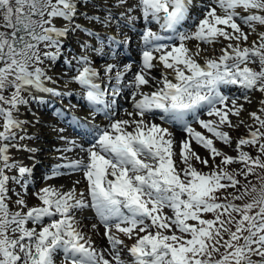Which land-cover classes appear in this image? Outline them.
I'll use <instances>...</instances> for the list:
<instances>
[{
	"label": "snow or ice",
	"instance_id": "obj_1",
	"mask_svg": "<svg viewBox=\"0 0 264 264\" xmlns=\"http://www.w3.org/2000/svg\"><path fill=\"white\" fill-rule=\"evenodd\" d=\"M192 3L193 0H136L135 7L145 25L141 33L143 50L139 70L128 80L126 75L131 65L120 70L115 64L106 63L101 77V70L93 66L89 52L106 56L104 41L84 29L86 35L100 42V46L93 49L85 42L80 46L81 55L66 59L70 69L73 68L72 60L75 61L71 82L80 86L83 99L94 111H104L109 119L115 115L114 110L110 111L116 104L115 97L124 87L131 89L132 111L125 110V113L139 119H110L108 127L99 130L88 149L75 141H67L71 147L61 151L80 147L87 152V161L80 159L58 164L45 179L65 174L58 171L60 168L83 171L87 190L80 193L79 199L74 188L63 192L49 186L35 194L40 202L38 206L28 207L24 199H17L15 203L20 210L10 211L6 203L10 199L9 182L22 183L27 191L28 181L23 178L32 173L29 167L12 160L10 149L35 151L17 141L18 135L20 140L30 137L20 135L27 122L20 120L16 113L30 100L43 102L42 97L33 92L71 95L45 86L52 77L42 65L46 61L55 62L62 54L64 38L69 31L74 32L81 26L73 24L76 0H0V264H54L57 252L63 253L64 264H111L97 254L91 239H86L78 229L81 222L76 220V212L86 208H90L104 226L115 264H124L118 249L123 242L111 234L113 227L129 239L137 235L128 249L132 264H264V176H258L259 191L255 185L251 189L245 185L240 195L232 196V200H243L258 192L248 203L216 202V193L221 189L237 187L239 181L235 175L247 179L256 174V168L264 169L259 155L253 158L242 150L244 146H253L264 155V142H261L264 139V131H261L264 129V99L260 100L258 112L249 113L252 124L242 119L238 121L249 132L247 138L237 141L236 157L216 148L213 140L196 132L187 119L189 116L195 118L216 140L231 146V138L221 130L222 126H237L230 116L240 117L244 110L239 100L250 103L253 92L264 94V32L257 33L259 40L254 41L251 48H241L239 42L247 41L249 33L242 31L237 19L251 32H256V24L264 25V15L259 14L264 12V0H212L195 31H182ZM217 9L222 14H218ZM238 9L247 15H241ZM132 10L127 8L128 13ZM120 16L125 27L138 19L125 12ZM57 19L65 22L63 27H57ZM104 19L107 22L114 17L109 15ZM153 23L159 25L161 32L170 35L165 37L152 31L150 25ZM220 37L230 41L220 50L222 55L206 59L203 65L198 63L197 57L202 51L200 43L214 44ZM165 39L173 43H159ZM190 40L199 42L195 50L187 46ZM107 42L109 50L116 55V49L129 41L126 36L123 40L109 36ZM257 60L258 72L248 67ZM154 61L172 70L173 78L169 79L166 72L161 74L160 80L151 76V69L157 66ZM104 79L109 84L115 80V86L110 89L111 101L105 98L109 89L101 87ZM150 80L155 81V90L145 92L144 86H153ZM230 85L242 89V95H224L222 86ZM9 89L10 95L6 97L4 93ZM25 92L30 99L24 98L22 93ZM100 105L102 109L97 107ZM200 110L216 119H199ZM156 118L180 125L187 133L188 139L180 145L183 165L180 170L174 161L173 133L151 122ZM191 140L207 149L213 161L221 157L220 164H209L207 159H202L193 151ZM193 160L211 171L197 170ZM233 163L244 167L235 174L229 173L226 166ZM14 169L18 175L7 174ZM165 209H170L171 215H165ZM202 213H213L215 219H202ZM45 218L49 220L46 224ZM29 224L33 227H28ZM172 226L181 235L165 234V230L172 231ZM137 228L139 233L145 234L139 235ZM151 228H156V232H151ZM225 233L227 240L223 238ZM185 234L190 238L185 239ZM220 248L224 252L217 260L214 253H219ZM252 257L259 259L254 261Z\"/></svg>",
	"mask_w": 264,
	"mask_h": 264
},
{
	"label": "rangeland",
	"instance_id": "obj_2",
	"mask_svg": "<svg viewBox=\"0 0 264 264\" xmlns=\"http://www.w3.org/2000/svg\"><path fill=\"white\" fill-rule=\"evenodd\" d=\"M115 1L116 0H86V2H85V0L84 1L82 0V3H84V4H81L82 7L80 6V8L82 9V12H81V10L77 9L75 19L73 20V24H78V25L81 26V28L76 30V31H74V32L73 31H69V33H68V35L65 38L64 43H63L62 54L60 56H58V58L56 59L55 62L46 61L45 64L42 65V67H44L46 69L47 74L52 77V81H58V82H60V81H63V82L68 81L69 82L70 81L71 82V77L73 75H75V71H74L75 61L72 60L73 68L70 69L68 63H66V59L71 60L73 57L81 55L80 46L76 48L72 43H76V44L79 45V43L83 44V43L87 42L91 46V48H93V49H94V47L96 48V45L93 46V44L90 43L91 41H93V38H90V40L87 39L88 35H86L84 29H88V30H90L93 33L97 32L99 34L98 36L102 40L105 36L104 35H100V34H102L100 32L101 31L104 32V29H103L104 25L97 26L100 23L97 21L98 18L96 16V13L99 14L98 12L107 11V8H109L110 10H115V8L117 7ZM199 1H201V2L196 5V8H194L195 11L193 13L191 12V17L188 19L189 22L186 21V24L183 25L182 31L194 32L195 29H196V25H198L199 21L204 18V12L209 8V5H211V2H212L211 0H199ZM253 11H255V10H253ZM109 12H111V11H109ZM113 12H115V11H113ZM217 13L218 14H222V13H220L219 9H217ZM129 14H130V16L134 15L131 12ZM240 14L241 15H247V13H244L243 11H240ZM259 14L264 15V12L259 13ZM138 15L140 16V12L139 11H138ZM91 16H96V18L90 19ZM138 19L135 21L134 27L136 29H138V30H140L142 28L144 29L145 25H144V22L141 21V17L138 18ZM79 20H81L82 22H85V20H89L90 22H92L91 23V27H84L82 22L79 21ZM237 23L239 24V26L241 27V29L244 32L247 31V30H250L247 26H245L244 24L240 23V21L238 19H237ZM150 26L153 27L154 25L151 24ZM220 27H224V26L221 25ZM226 30L229 31V32L231 31V29H226ZM120 31H122L120 28H116L114 30V33L119 35ZM262 32H264V31H262ZM221 39L224 40L223 37ZM258 40H259V37L257 35L251 41H249V39L247 41L241 40L239 43H240V46L242 45L241 46L242 48H244V47L251 48L253 42L254 41L258 42ZM93 42H97V41H93ZM227 42L230 43V41H227ZM172 43H170V44H172ZM176 43L179 44L178 41H176ZM198 43L199 42L197 41V44ZM231 43L235 44L237 42L236 41L235 42L231 41ZM217 45H218V49H219V47H220V42L219 41H217L214 44H203V43H200V48L202 49L200 57L204 61L206 59H217L220 55H222V53L219 54L218 49L215 48V46H217ZM41 48L43 49L42 45H41ZM72 48H74V49H76L78 51L75 52V51H73ZM105 57H107V56H105ZM109 58H113V57H109ZM91 59H92V62H94L93 65L94 64L98 65L100 62L107 63V62L111 61L109 59H102L101 57H96V58L92 57ZM117 60H119L118 63H115L117 65L118 64L123 65V64L127 63V59L126 58H125L126 62L123 61L122 58H120V59L118 58ZM229 63H232V61H229ZM137 64H135V67L137 66L136 69L139 70L138 66L140 64L139 65H137ZM242 67H243V65H242ZM248 67L256 68L258 71L260 70V65H259L258 60H257L256 63H249ZM132 74L133 73L130 72V74H128V76L130 75L129 77L132 78ZM151 76L155 77L156 80H157L158 74L154 70H151ZM112 86H114V84H108L107 86H105V88L109 89L108 94H109L110 89H111ZM224 89L229 90V86H222V92H223L224 95H226L224 93ZM10 92H11V89L6 91L4 93V95L7 97V96L10 95ZM78 93L81 95L79 98L75 97L74 94H72V95H67L66 97H65V95L52 96L48 100L47 98L44 97L45 95H43L42 93L33 92L34 95L42 97L43 102L42 103H37V102H32L30 100L29 104L22 105V106L19 107V110L16 113V115H17V117L20 120L27 122L23 126L25 131H22L20 133V135H26V137H30L31 133H34V135L32 137H30V138H25L23 140H20L19 139V135H18L17 136V141L21 145L28 146V145H31L33 143L36 144L37 143L36 142L37 139L38 140L42 139L43 141L39 142L41 144H38L39 148H41V150L43 152L51 150L50 147L53 148L54 144L46 141L45 138H46L47 129L49 127V124H52L53 126H58V123H51L52 118H54L53 115L55 116V114L59 112V113H62L63 115H66L68 119H71V117H69V114H73V111H75V110H80V111L83 110L85 106L82 105V100L85 101L86 103H87V101L83 99V91L81 90V88L79 89ZM22 95L24 96L25 99H30L29 96H28V93L25 92V93H22ZM123 97H127L129 99L130 98L129 92L124 94L121 98H123ZM56 102H58V103H56ZM100 106H98V107H100ZM128 108L129 109L127 110L125 108V106H122V108H121L122 112L121 113L119 112L117 115L115 114L114 116H111V120L115 121L119 117H120V119L124 118V119H121V120L133 119V118L138 120L139 117H129L125 113V110H127L129 112L132 111V109L129 106H128ZM205 114H206L205 111L200 112L199 119H201V120L206 119V121L215 120L216 119L215 116L209 117L208 115H206L205 118H204ZM97 117H99L98 114L93 116V118H97ZM93 118H92V120H93ZM230 120L232 121V123L234 125H237V126L229 128L227 125H224V126H222L221 130L225 131V132H227L229 134V136L231 138V141H232L231 146L224 145L219 140H216L215 137H213L206 129L201 128L200 124L197 121L190 122V126L196 132H200L202 135L208 137L209 139H212L213 140V144H214V146L216 148L220 149L222 152H224L228 156L236 157L238 155L237 151L235 150L236 143H237V141L239 139L248 137L249 129L246 128L243 124H239L238 121L241 120V119H236V116H230ZM108 121H109V118H106L105 122H108ZM92 122L94 124L97 123L96 121H92ZM247 122L249 124L253 123V121H250V122L247 121ZM91 129L94 130V128H92V127H91ZM261 131H264V129H261ZM69 137L70 136H68V138ZM187 139L188 138H184V139H182V141L183 140H187ZM71 140L75 141L73 139V137H71ZM44 141H46V142H44ZM190 142L193 144V146H192L193 147L192 148L193 151H195L202 159H207L209 161V164H215V165L220 164V161L222 159L221 157H217L215 159V161H213V159L210 156V154H209L207 149H205V148L201 147L200 145L196 144V142L194 140H191ZM261 142H264V139H262ZM44 143H46V145H49L50 147L49 146H47V147L43 146ZM65 143H67V142H65ZM75 143H77L78 145H82L81 144V140H79V139H77L75 141ZM84 144H85V148L84 149H88L91 146L90 142H86ZM242 150L247 152L253 158L257 157L258 155L261 156V154L258 153L256 147H253V146H244L242 148ZM50 152L54 153L55 156H59L62 153L61 150L58 151L57 149H52V151H50ZM174 152H175V156L178 158V160L176 159L174 161L176 163L177 169L180 170V169L183 168V165L180 163V156H179L180 150L174 149ZM9 154H10L12 160L19 162L21 166H24V165L28 164L29 157H32V159H34V163L35 162L45 161V159H44L45 157L43 155V154H45V152L44 153H40V152L38 153V154H40V156L42 155V157H38V154L37 155H35V154L33 155L32 153L26 157L20 150H17L15 148H13V149H10V153ZM85 154H87L86 151H85ZM69 160H73V159L69 158ZM261 160L264 161V158L261 159ZM193 164L197 168V170H199L201 172L208 173V172L211 171L210 168L205 167L203 164L197 163L195 160H193ZM33 166H34V169L32 170L31 176H26L25 175V177L23 178V180H27L28 181V185L29 186H28L27 191H25V189L22 187V183L21 184H16V183H13L11 181L9 182V184H8V188H9L8 195H9L10 199H8L6 201V203L8 204L10 211L20 210L19 206H17L16 203H15V201L17 199H24L25 202L27 203L28 207L38 206L39 205V204H37L38 199L36 198L35 194L37 192H39L44 187L51 186V187L54 188V179L53 178L45 179V177L48 176L50 173L49 172L48 173L43 172V169H41V167H37V165L36 166L33 165ZM45 167H47V166H45ZM243 167L244 166L242 164H240V163H233V164L227 165L226 166V170L229 173L235 174L236 172H239L241 169H243ZM50 169H52V168H50ZM59 170L64 171V173L68 172V173L63 174L64 177H71L72 176L73 178H77V179L80 180V178H82V174L84 176L83 171H74L72 173L69 170L65 171L66 170L65 168H60ZM263 170L264 169L256 168L255 169V173L263 171ZM33 172H34V175H33ZM7 174L10 175V176L11 175H18V171L16 169H14L12 172H9ZM243 177H244L243 175H235V178L239 181V184L237 185V187L236 188L229 187V188H226V189H221L219 192L216 193V196H217V201L216 202L217 203H227L229 201H232V196L236 195L235 191L237 192V189L239 188V185H240V180ZM84 181L82 180L80 184L74 186V188H77V190H75V192L76 191H80L79 194H76V198L77 199L80 198V193H86V190H87V179L85 178V176H84ZM224 183H227V181H224ZM72 189H73V187L70 190H72ZM87 209L88 208H86L85 210H87ZM24 211H27V209H24ZM164 214L165 215H170V213L168 212V209L164 210ZM233 215H235V214H233ZM55 218L58 219L59 217H55ZM75 218L78 221H82V219L84 218V216H82V211H77ZM87 218H88V216H85L86 220L91 221L90 219H87ZM201 218L205 219V220H214L215 219V215L213 213H202ZM226 218L227 217H222V219H226ZM236 218H238V216ZM94 219L96 221H98L95 216H94ZM48 222H49V220L47 218H45L44 223L46 224ZM95 223H97V222H95ZM98 223H99V221H98ZM147 223L150 224L151 222L147 221ZM188 223L194 225L196 222L195 221H188ZM28 227H33V225L29 224ZM99 227L101 228V231L99 232V236L102 235L103 239L107 243V246L110 248L108 240H107V238L104 235V233H105L104 226L99 223ZM78 229L85 235L86 239L91 237V233L90 232H87L85 229H81V227H78ZM156 230H157L156 228H151L150 229V231L153 232V233H155ZM136 232L139 233V229L138 228H137ZM172 232H176L177 235H181L175 229V226H172V231L165 230V234H168V235H171ZM111 234L114 235L116 238L120 239L123 242L121 245L118 246L119 251H121V253H122V255H121L122 261H124V262H126L128 264H132L131 257L128 256V255L126 257H124V255L127 254L126 249L128 250L135 243V241L137 239V235L134 234L132 236V238L129 239L128 236H126L123 233L118 232L114 227L111 229ZM144 234L145 233H139V235H141V236L144 235ZM225 235H226V233L224 234L223 238L228 239V236H225ZM184 238L185 239H189L190 236L185 234ZM219 257H220L219 253H214V258L215 259L218 260ZM53 259H54V264H64V261H65V257H64L62 252H57L54 255ZM252 259L255 261V260H258L259 257H252ZM113 264H115V262H113Z\"/></svg>",
	"mask_w": 264,
	"mask_h": 264
},
{
	"label": "bare ground",
	"instance_id": "obj_3",
	"mask_svg": "<svg viewBox=\"0 0 264 264\" xmlns=\"http://www.w3.org/2000/svg\"><path fill=\"white\" fill-rule=\"evenodd\" d=\"M84 1V0H83ZM212 1V0H211ZM201 1H197V0H193V3L192 5L190 6V14H189V17L188 19L191 17V12L193 13L195 11L194 8H196V5L198 3H200ZM116 3V8H115V12L111 11V12H106V11H102V12H98L99 14L96 13V16H97V21L100 23L98 24L97 26H100V25H104L103 29H104V34L105 37L102 39V41H104V47L105 48H108V42H107V37L109 36H113V37H118L117 40H123L125 38V36L128 38V43L126 45H121L120 47L121 48H128V49H135V48H139V47H136V45H140L138 42H140L141 40V34L137 35V30H135L133 27L135 25V22L133 25H130L128 27H125V24L123 22V19L122 17L120 16V13L121 12H125L127 15H130L128 12H127V8L131 7L133 10L131 11L132 14H134L133 16H136L138 17V9L135 7L136 5V0H120L118 2V0L115 1ZM81 4H84L82 3V0H76V5H77V9L81 10L82 12V9L80 8ZM82 7V6H81ZM198 8V7H197ZM101 11V10H100ZM238 12L240 11H243L242 9H238L237 10ZM84 14V13H83ZM131 14V15H132ZM113 16L114 19L110 20V21H107L105 22V17L106 16ZM140 18V17H138ZM75 19V18H74ZM188 19L186 21H188ZM139 20V19H138ZM78 21V20H77ZM81 21V20H79ZM186 21L184 23V25L186 24ZM82 22V21H81ZM140 22V21H139ZM64 21L60 20V19H57L56 21V25L57 27H63L64 25ZM91 23L89 20H85V22H82V24L84 25V27H91ZM93 25V24H92ZM153 25L157 28H160L159 25L153 23ZM116 28H120L122 31H120V34L117 35L114 33V30ZM255 28H256V32H251V30H247L245 31L246 33H249L248 35V39L249 41H251L253 38H255L257 36V33H260L262 31H264V25H259V24H256L255 25ZM243 31V30H242ZM156 32V31H155ZM164 33V32H162ZM222 38V37H221ZM221 38L218 39V41L220 42V47L218 49V45L215 46L216 49H218L219 51V54H221V49L222 48H225L226 45L228 44L227 41L225 40H222ZM65 40V38H64ZM235 42V41H234ZM90 43L93 44V46L96 45V47H99L100 43L99 42H93L91 41ZM187 46L193 50H195V46L197 44V41H194V40H190V41H187ZM76 48L81 46L82 43H79L76 44V43H72ZM242 46V45H241ZM95 48V47H94ZM242 48V47H241ZM73 51H78L74 48H72ZM81 49V47H80ZM170 50V49H168ZM107 51V50H105ZM231 50L229 49V52ZM110 54H111V51H108ZM89 55L90 57H99L95 54V52H89ZM154 55L156 56H159V53H154ZM131 56H132V53H131ZM197 61L198 63H200L201 65L204 64V60L200 57V55L197 57ZM94 63V62H93ZM107 63H118V61H109ZM141 63V60L139 62V64ZM154 63L157 65L156 67H154L153 69L151 70H154L157 74H158V77H157V80H160L161 79V74L162 73H167L168 74V78L169 79H172L173 78V73H172V70L170 69H164L163 68V65L162 64H159L158 61H154ZM106 63L105 62H100L98 65L94 64L93 66L96 67L97 69H100L101 70V77L103 78V71H102V68L103 66L105 65ZM137 64V65H139ZM117 66V69H120L122 70L123 67L125 65H129V64H123V65H120V64H115ZM136 67H131V73H135L137 72L138 70L136 69ZM254 71H257L258 70L256 68H252ZM260 71V70H259ZM130 72L127 73L126 75V80L130 79L131 77L128 76V74H130ZM113 77L115 75V70L114 72L112 73ZM133 75V74H132ZM98 83H101L100 80L97 81ZM150 83L153 85L152 87H149V86H144V91L145 92H150V91H154L155 90V81H151L150 80ZM109 84V82L104 79L103 82L101 83V87L102 89L105 88V86H107ZM111 84H114L115 86V80L113 79ZM45 86L46 87H49V88H54L56 89L57 91H61V92H70L71 95L74 94L75 97L79 98L81 95L78 93L79 89H80V86L73 83V82H63V81H55V83H53L52 81H46L45 83ZM231 86V85H230ZM230 90V89H229ZM242 89L238 88L237 86H231V94H230V97H233V96H241L242 95ZM130 94V98L128 99L127 97H123L121 98L124 94L128 93ZM43 95H45L44 97L47 98L48 100L50 99V97H52L53 95L51 94H48V93H42ZM67 95H65L66 97ZM119 97V99H117ZM115 97V100H116V104L112 106V109H110V111L114 110L115 114L117 115L119 112L121 113V108L122 106H125V108L128 110V106L132 109V105H131V89H128L126 87H124L122 89V91L120 92V94ZM107 100L111 101L113 99V97L111 96L110 92L108 95H106L105 97ZM139 98V97H138ZM250 99H251V102H245L243 99L239 100L238 101V104H243V108L244 110L241 112L240 114V117H236V119H242V120H246V121H252V119L250 118L249 116V113L250 112H258V109L260 108V100L264 99V94L260 93V92H253L250 96ZM46 100V99H45ZM58 103V102H56ZM82 105H84V109L83 110H75L73 111V114H69V117H71V119H68L66 115H63L62 113H56L55 116L53 115L54 118H52L51 120V123H58V126H53L52 124H49V127L47 129V134H46V138L45 140L50 142V143H53V148L50 147L49 145H46V143L43 144V146L47 147L49 146L51 150L49 151H44L45 154L44 155V159L45 161H41V162H35L34 163V159H32V157H29V160H28V164L27 165H24L26 167H29L31 170L34 169V166L33 165H37V167H41V169H43V172H46V173H51L52 169L54 168V166L58 165V164H67L73 160H80V159H83L85 161H87V154H85V151H81L80 147H75L72 149V151H69V152H64L62 151V153L59 155V156H55L54 153H51L50 151H52V149H57L58 151L64 149V148H67V147H71V145H69L68 143H65L67 141H72L71 140V137H73V133H78V136H85V135H88L90 136L91 135V132H88V130L85 128L87 127L88 125L92 128H94L95 132H92L94 134L93 138H91V140H87V141H90V143L93 142V140L95 139V137L98 135V132L99 130L101 129H104L106 127H108L109 125V122H110V119L108 122H105V119L101 116L100 119L97 121L96 124H94L92 121V118L93 116L96 114V111H94L89 105L88 103H86L85 101L82 100ZM229 105H230V101H229ZM203 111V110H202ZM99 113V112H97ZM259 114V113H258ZM205 118V117H204ZM121 119H124V118H121ZM120 117L117 118V120H121ZM206 121V119H204ZM152 123H155V124H158L160 125L161 127H165V128H168L166 126L163 125V123L161 122V120L159 118H156L154 120L151 121ZM171 127L168 128L172 133H173V136H174V149L176 150H180V145H181V141L182 139L184 138H188L187 136V133H185L182 129H181V126H178V129L174 128L172 125H170ZM70 128H73L75 129V131L71 130ZM61 129H63V131H60ZM92 130V131H94ZM131 130V129H129ZM34 135V133H31L30 134V137H32ZM68 136H70L68 138ZM63 137V138H62ZM73 139L76 141L77 138H74ZM31 140V139H30ZM43 141L42 139L40 140H36V144L33 143L31 145H28L27 147L28 148H32V149H35L34 152H28V151H25V150H20L26 157L28 155H30L31 153L34 155H37L39 152L40 153H44L41 148H39V145L38 144H41L39 142ZM44 141V142H46ZM77 144V143H76ZM191 144V147L193 146V144L190 142ZM78 145V144H77ZM83 148H85V144H82ZM193 148V147H192ZM38 157H42V155L40 156V154H38ZM69 158H72L73 160H69ZM178 160V158L176 156H174V160ZM22 160V159H21ZM56 164V165H55ZM47 166V167H45ZM52 168V169H50ZM66 170L65 171H70L71 172V169L69 168H65ZM59 172L61 173H64V171L62 170H58ZM65 173H68V172H65ZM33 175H34V172H33ZM28 176V175H26ZM54 188L56 189H59L63 192H67L69 191L72 187L74 188V186L78 185L81 183V181L83 180L84 181V176L82 174V178L77 179V178H73L72 176L71 177H64L63 174L62 175H57L55 176L54 178ZM77 181H79V183H76ZM85 182V181H84ZM29 186V185H28ZM75 190H77V188H74ZM80 191H76V194H79ZM40 202L38 201L37 204H39ZM170 215H171V212H170ZM82 216H84V218L82 219V221H80L81 223L78 225V227H81V229H85L87 232H90L91 233V242H92V246L93 248L95 249V251L104 256L106 260H109L111 261V264H113V262H115L113 259H112V256H111V249L107 246V243L106 241L103 239L102 235L99 236V232L101 231V228L99 227V223L98 221H96L94 219V216H95V213L90 209L88 208L87 210H83L82 211ZM85 216H88L87 219H90L91 221H88L85 219ZM97 222V223H95ZM96 225L95 228H93L92 226L93 225ZM126 248V247H125ZM120 255H122L121 251H120ZM128 255V252L127 254L124 255V257H126ZM113 261V262H112Z\"/></svg>",
	"mask_w": 264,
	"mask_h": 264
},
{
	"label": "trees",
	"instance_id": "obj_4",
	"mask_svg": "<svg viewBox=\"0 0 264 264\" xmlns=\"http://www.w3.org/2000/svg\"><path fill=\"white\" fill-rule=\"evenodd\" d=\"M263 158H264V155H261L260 159H263ZM258 176H264V170L260 171V172H256L255 175L248 176L247 179H245L243 177L240 180V185H239V188H238L239 191H237V192L235 191V194L236 195H240L241 192H243V190H244L243 186H245V185H247L249 189H251L252 185H255L257 190L259 191L261 181L258 179ZM249 182H251V183H249ZM257 195H258V192L257 193H251V195L246 196L243 200H232V202L237 204V205H242V204L248 203L252 199L253 196H257ZM237 219H239V217ZM225 236H228V235L226 234ZM224 240H227V239L224 238ZM222 242L223 241H221V243ZM223 252H224V249L220 248V252H219L220 256H221V254ZM219 259H220V257H219Z\"/></svg>",
	"mask_w": 264,
	"mask_h": 264
}]
</instances>
